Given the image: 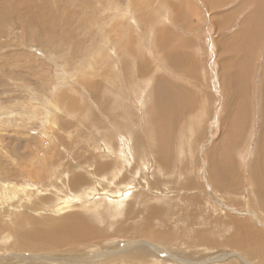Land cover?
<instances>
[{"label": "rangeland", "instance_id": "obj_1", "mask_svg": "<svg viewBox=\"0 0 264 264\" xmlns=\"http://www.w3.org/2000/svg\"><path fill=\"white\" fill-rule=\"evenodd\" d=\"M27 1L0 0L13 13L0 16V264H264V200L250 177L264 10L256 17L251 0ZM225 40L231 63L245 62L230 68L246 104L229 173L238 187L216 191L211 181L227 179L209 175L208 152L232 139L223 115L240 103L224 88ZM68 215L79 226L48 224L32 248L20 242L32 219ZM80 226L96 236L84 241Z\"/></svg>", "mask_w": 264, "mask_h": 264}, {"label": "bare ground", "instance_id": "obj_2", "mask_svg": "<svg viewBox=\"0 0 264 264\" xmlns=\"http://www.w3.org/2000/svg\"><path fill=\"white\" fill-rule=\"evenodd\" d=\"M20 1V0H19ZM222 1V0H220ZM245 1V0H244ZM252 2H255V6L257 9H259V13H256L255 12V15L256 17H259L260 18V15L262 14L263 10H264V0H251ZM29 2V0L27 1ZM241 2V0H240ZM23 3V2H22ZM219 3V2H216L214 4H210L211 8H214L216 6V4ZM250 3V1H249ZM20 5V4H19ZM18 5V6H19ZM19 8V7H18ZM17 8V10H18ZM252 9V7H251ZM254 10V9H253ZM251 11V10H250ZM7 12V11H6ZM20 13V12H19ZM7 14H13L11 12H7ZM6 13H2V11H0V16L1 18L2 17H7ZM34 15V14H32ZM228 15V14H227ZM225 15L227 18L230 16V15ZM34 16H32V19H35V17L33 18ZM254 17V14H253V11H251V13L249 12L246 16L247 18V23L248 22H251V18ZM224 18V17H223ZM39 18L37 17L34 21H37V22H41L38 20ZM3 21V19H2ZM224 22V21H223ZM244 22V23H246ZM33 23V22H32ZM242 23V24H244ZM246 23V24H247ZM249 24V23H248ZM37 25V24H36ZM218 26V25H217ZM252 26V24H249V27ZM246 27V26H245ZM244 29V28H243ZM243 34L247 35L248 34V30H247V33L244 32V30L239 33L238 36H241L242 35V38L240 37V39H243ZM237 37V35H236ZM250 37V35H249ZM235 41H237L235 39ZM236 48H235V45H233L232 42L228 41V40H225L224 41V45L222 44V48H221V52L223 53L222 57L219 59L220 62H221V69L223 70V72L225 73L224 75L226 76L224 79H223V82L226 83L224 88L226 90L227 93H229V90H230V93H231V98H233L234 100L240 102V103H237V106L236 108L234 109H231L229 108L228 109V113L223 115V118L227 121L228 123V129L225 130L226 132V135L228 136H232V139H229V141H226V142H223V143H220L218 144V142H216V144L214 146H216L214 148L213 151H217L218 149L221 148L220 150V153H218L219 155H215L212 153V151L208 152V156H209V160H210V167H208V170L211 168L213 170V174H209L211 175V177L215 180L217 179L216 177H226L227 179V182L225 183H222V182H219L218 180H215V181H211L212 183V186H213V189L217 191V189H219L220 191L222 190H225L226 188H231V187H238L237 183L235 180H237L238 177H235L232 176L231 174H229L232 170H235V163L233 162V153L237 147V144H238V140L240 138V132L244 126L243 124V121H242V126L236 124V111L237 110H240L241 111V105H245L246 103H241V100H242V97L244 96V92H245V88L244 86H242L240 84V80L238 81L234 75V73L231 71V68L230 66H236L237 68H240L241 66H245V62L242 61L239 57L238 59L231 63V55L235 52ZM229 51L232 52V54L229 56ZM227 78V79H226ZM232 83L230 86L228 85V83ZM230 87H234L235 88V91L232 90ZM227 96V95H225ZM228 97V96H227ZM261 102H262V105L261 106V113H262V119H263V127L261 129V132L259 133V138H258V141H257V144H256V150H255V153H254V157H253V160L251 162V167H250V177L251 179L254 178V181H255V193L259 196V200H264V94H262V99H261ZM245 107H242V110H244ZM241 113V112H240ZM109 114V113H108ZM242 115V114H241ZM109 124V123H108ZM99 126V125H97ZM105 127V126H104ZM214 128V127H213ZM89 129V128H88ZM241 129V130H240ZM159 148V147H158ZM219 151V150H218ZM110 153V152H109ZM217 153V152H216ZM213 154V156H212ZM111 155V154H110ZM221 157H223L225 160L222 161V159H220ZM195 171V170H194ZM182 172V171H181ZM208 172V171H207ZM234 172V173H235ZM176 173V172H175ZM210 173V172H209ZM233 173V172H232ZM236 174V173H235ZM227 175V176H226ZM237 175V174H236ZM208 176V175H207ZM240 179V178H239ZM225 180V179H224ZM226 181V180H225ZM239 183V182H238ZM237 184V185H235ZM235 185V186H234ZM196 187V186H195ZM124 196V195H123ZM121 198V197H120ZM60 199V198H59ZM65 200V199H64ZM155 207V206H154ZM61 208V207H60ZM64 207H62L63 209ZM62 209H57V210H54V211H60ZM234 210V209H233ZM156 212V211H155ZM159 213V212H158ZM150 215V214H149ZM72 217H74L73 215H68L66 216L64 219L63 218H60V219H57L55 221H51V223H47V224H44L45 227H41V221L39 220H34V223L35 225L33 226V229H31L32 231L30 232H26V233H21L19 234L18 236L21 238V241L24 245V244H27L29 245L28 243L31 242V241H34V239L36 240V238L42 236L45 234V231L48 229V224H53L54 227L58 228V232L61 230L64 229V231L67 230V227L68 229L73 230L76 226L75 223H73L71 220ZM144 217V216H143ZM151 217V216H150ZM183 217V216H182ZM62 219V220H61ZM146 220V219H145ZM149 220V219H148ZM243 220V219H242ZM43 221V220H42ZM76 221V220H75ZM74 221V222H75ZM162 221V220H161ZM235 221V220H234ZM233 221V222H234ZM45 222V221H43ZM42 222V223H43ZM77 222V221H76ZM238 222V220H237ZM243 222V221H242ZM80 223V221H79ZM79 223L77 226H79ZM75 224V225H74ZM83 225V223H81ZM130 224V223H129ZM189 224V223H188ZM238 224V223H237ZM236 224V225H237ZM244 225H245V222H244ZM76 226V227H77ZM89 226V225H88ZM132 226V224H131ZM60 227V228H59ZM63 228V229H62ZM79 228V227H78ZM95 228V227H94ZM45 229V230H44ZM81 233L79 234L83 239L84 241H88V238H90L89 240H91L93 237L96 236V234L88 227H81ZM242 228H238V230L241 231ZM77 230V229H76ZM154 230V229H153ZM75 231V230H74ZM140 231V230H139ZM150 231V230H149ZM161 231V230H160ZM138 232V231H137ZM42 233V234H41ZM154 233V232H153ZM41 234V235H40ZM72 234V233H71ZM70 234V235H71ZM78 234V233H77ZM131 234V233H130ZM146 234V233H145ZM64 235V234H63ZM128 235V234H127ZM160 235V234H159ZM166 235V234H165ZM140 236V234H139ZM150 236V235H149ZM163 236V235H162ZM264 236V235H263ZM70 237V236H69ZM133 237V235H132ZM236 237L238 238L239 240V244L238 246H244L246 245L245 242H246V238H240L238 237V234H236L235 238H233V241L236 239ZM45 238V237H44ZM44 238L42 237V241H44ZM141 238V237H140ZM143 238V237H142ZM150 238V237H149ZM163 238V237H162ZM152 239V238H151ZM159 239V238H158ZM231 239V238H230ZM252 239V238H251ZM50 240V239H49ZM63 240V239H62ZM160 240V239H159ZM158 240V241H159ZM164 240V239H163ZM171 240V239H170ZM64 241V240H63ZM80 241V238L79 240ZM206 241V240H205ZM249 241V240H248ZM81 242V241H80ZM79 242V243H80ZM45 243V241L43 242ZM51 243V242H50ZM49 243V244H50ZM55 244V242H53ZM52 243V244H53ZM236 243V242H235ZM34 244V243H33ZM36 245H34L35 247ZM62 246V245H60ZM28 247V246H27ZM30 248L31 247V244L29 245ZM33 247V248H34ZM39 248V247H38ZM61 248V247H60ZM27 249V248H25ZM40 249V248H39ZM87 249V248H86ZM243 250V249H242ZM142 253V252H141ZM137 255V254H136ZM143 255V254H142ZM146 256H147V253H146ZM124 258V257H123ZM126 262V261H125ZM130 262V261H129ZM7 263V262H6ZM108 263V262H107ZM124 263V262H122ZM227 263V262H226Z\"/></svg>", "mask_w": 264, "mask_h": 264}]
</instances>
